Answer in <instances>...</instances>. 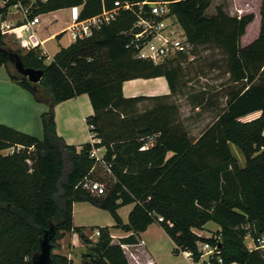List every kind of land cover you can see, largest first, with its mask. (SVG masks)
<instances>
[{
  "label": "trees",
  "instance_id": "16d2710c",
  "mask_svg": "<svg viewBox=\"0 0 264 264\" xmlns=\"http://www.w3.org/2000/svg\"><path fill=\"white\" fill-rule=\"evenodd\" d=\"M17 1L29 6L28 17L80 6L79 18L84 19L112 7V0H4L0 14ZM127 1L134 3L133 11L120 9L110 23L90 36L60 47L48 63L37 47L13 49L0 34V66L6 67L12 82L36 101L42 97L47 106L40 114L41 139L0 123V264H31L39 237L50 225L55 229L52 249L65 232L77 233L86 248L80 264H129L122 245L137 242L136 236L151 223H157L174 242L173 253L187 251L194 261L202 254L197 242H206L215 249L205 264H264L257 250L246 247L243 228L249 224L254 237L264 233L263 7L258 35L241 46L253 13L231 16L216 6L214 13L206 15L212 0H168L169 11L184 30L192 52L201 45L220 49L229 80L240 83L229 88L224 109L194 141L181 126L176 105L164 102L176 90L180 66L172 62L186 56L158 64L135 58L126 46L125 32L137 17L136 3L144 0ZM10 52H16L25 67L43 70L37 84L8 68L13 66ZM157 76L165 78L170 94L123 95L125 81ZM81 94L87 95L93 110L86 120L94 125L100 140L94 146L104 147L105 166L115 176L102 197L77 186L95 163L89 156L90 143L78 150L65 143L55 128V105ZM141 101L153 104L140 111ZM253 112L259 115L244 119ZM149 137L151 144L140 149ZM16 144L24 149L1 153ZM231 145L241 153L243 167ZM82 201L108 211L112 227L131 232L129 236L112 243L108 226H92L90 230L99 229L92 242L83 227L72 222V204ZM127 204L132 208L123 222L118 209ZM208 221L220 227V241L194 231ZM50 257V264H71L64 255L51 253Z\"/></svg>",
  "mask_w": 264,
  "mask_h": 264
},
{
  "label": "rangeland",
  "instance_id": "374dc122",
  "mask_svg": "<svg viewBox=\"0 0 264 264\" xmlns=\"http://www.w3.org/2000/svg\"><path fill=\"white\" fill-rule=\"evenodd\" d=\"M1 1V0H0ZM220 6L228 15L241 16L247 13H253V20L246 26L245 34L240 38V45L244 46L251 42L259 32L260 27V12L262 0H212L209 7L206 9V15L215 12V7ZM10 10H12L10 8ZM70 13L68 8H62L47 13L40 14V25L44 29L42 36H46L54 31L62 33L57 40L47 42L49 48V55H52L59 45H67L71 42L69 36L63 31V28L70 22ZM23 18L22 15L9 13L6 20H16ZM259 21V22H258ZM259 26V27H258ZM5 41L9 45L16 46L14 39L5 36ZM224 54L216 47H207V45L198 46L192 56L175 60L172 65H179L176 90L164 102H172L176 105L179 114V121L185 133L192 139L196 140L200 134L215 120L216 115L220 113L225 107L227 100L226 94L230 87L239 86L240 83H235L229 80V75L225 72L223 64ZM8 68L14 71V67L10 64ZM7 72L5 66H0V81ZM168 90L167 83L164 77H156L150 79H131L123 84L124 96H133L138 94H162ZM153 101H141L139 109L144 110L152 106ZM84 125V123L82 122ZM85 132L86 128L84 125ZM147 146L151 144L150 137L146 139ZM231 151L240 167L244 166V159L241 153L234 146L231 145ZM4 153V152H3ZM101 153V152H100ZM171 152L167 153V156ZM89 177L101 181L104 184V193L94 196H105L113 182L115 176L110 169L105 165L95 162L88 173ZM109 180H111L109 182ZM129 205L123 206L119 209V213L126 218V210H129ZM75 224L88 226L87 234L94 235V230L90 227L99 224L109 225L113 223L110 213L106 210H101L86 202H78L74 207ZM244 242L248 249L253 248L252 230L249 224L244 227ZM220 227L217 223L208 221L201 228L194 229V231L201 237L210 238L214 241H220L219 233ZM264 234V233H263ZM143 235H166L156 224L149 226ZM92 242L96 241V237L92 236ZM81 242V241H80ZM206 242H197L199 251L206 252V249L200 246ZM83 244V243H82ZM125 249V248H124ZM85 245H79L75 242L71 233L65 232L64 235L58 238L55 242V247L51 250L53 254L64 255L71 264H80L82 254L85 252ZM126 250V249H125ZM128 252V251H127ZM167 259V257H164ZM208 255L202 256L196 261V264H205Z\"/></svg>",
  "mask_w": 264,
  "mask_h": 264
},
{
  "label": "built area",
  "instance_id": "2783aa9c",
  "mask_svg": "<svg viewBox=\"0 0 264 264\" xmlns=\"http://www.w3.org/2000/svg\"><path fill=\"white\" fill-rule=\"evenodd\" d=\"M168 0H144L140 3H136V19L133 22L131 28L125 32L128 36L126 46L131 49L133 56L138 59H144L158 64L166 59L175 58L180 54L185 56H192V45L187 40L184 30L177 21L176 17L169 11ZM4 4V0L0 1V7ZM146 6V8L144 7ZM134 3L127 0H112V7L109 9L102 8L101 12L87 17L84 19L79 18L80 6L68 7L70 13V22L64 27V32L67 33L70 40L73 42L76 39H82L90 36L94 31L100 29L102 26L110 23L120 9H127L133 11ZM262 7L264 9V0H262ZM21 12L24 23L18 27H13L12 24L6 20L7 12L0 14V34L7 36L8 33L14 28H23L26 36L18 40V44L22 50L27 51L38 46V41L35 37L36 27L40 23L39 14L28 17L30 8L28 5H22L20 1L12 4L9 9ZM39 56L43 57L44 62L48 63L52 60V56L44 49L39 50ZM86 129L88 133L89 143L91 149L89 156L95 159V162L105 165L103 155L104 147H95L94 144L100 140L94 131V125L87 122ZM261 135L264 137V123L261 128ZM147 145L140 147L145 149ZM24 149L21 145H12L1 151L3 154H11L13 152H19ZM32 147H29L30 151ZM79 150V149H78ZM101 152V153H100ZM28 164H31L30 158L26 159ZM77 186L85 191L94 194L101 195L104 193V184L96 179H92L89 175L84 176ZM158 220L162 218L157 217ZM96 238L99 236V229L94 230ZM253 249L257 250L264 261V234H260L252 238ZM200 248L206 249L205 253L201 256L213 253L215 247L208 243H203ZM190 254V253H189Z\"/></svg>",
  "mask_w": 264,
  "mask_h": 264
},
{
  "label": "crops",
  "instance_id": "0c3cea01",
  "mask_svg": "<svg viewBox=\"0 0 264 264\" xmlns=\"http://www.w3.org/2000/svg\"><path fill=\"white\" fill-rule=\"evenodd\" d=\"M9 13L22 15L21 12L8 9L7 15ZM8 22L12 24L13 27H18L19 25H22L19 23H24V19L18 18L14 21L8 20ZM40 23L35 30V37L36 40L38 41L37 44L38 46L36 47L39 50L41 48H44L47 52H49L48 50L49 48L46 45L47 42L51 40H57L59 42L58 39L60 38V36L58 38L55 37L57 34H59L57 31H54L46 36H42V34L44 33V29L40 25ZM244 34L241 36V39L244 36ZM8 36L12 37L14 39V42L16 43V46L11 44L9 46L13 49L22 50V48L18 44V40L21 37L24 38L26 36L24 29L14 28L8 33ZM67 45H63V46H67ZM60 47L62 46L59 45V48H56V50L53 52L51 56H53L60 49ZM157 77H163V76H157ZM135 79H139V78H135ZM38 90L39 93L42 95V91L40 89ZM168 94H170L169 87L168 90L162 94H138L133 96H141V95L161 96ZM133 96H125V97H133ZM46 109L47 106L45 104V101L42 99V97L40 101H36L33 95L29 91L25 90L15 82H12L8 76V73L7 74L4 73V77H2V80L0 81V123L41 139L43 136V131L40 120V114ZM92 114H93V110L89 98L87 97L86 94H81L76 97L57 103L54 107V120H55V128L57 134L63 138L65 143L76 145L77 149H79L82 144L89 141L88 133H86L84 129V125L86 128L84 119ZM258 115L259 112H253L245 116L244 119L249 120L254 117H257ZM82 122L84 123V125L82 124ZM76 203L78 202H74L72 204L73 225L83 227V232L91 239L93 238L92 236H95V234L92 236L87 234L88 226L75 224L74 207L76 206ZM127 205H129L130 207L129 210H130L132 208V204H127ZM121 207H119V209ZM119 209H118V214L121 217V220L123 222H126L129 210L128 211L126 210V218H123V216L119 213ZM113 224L114 221L109 225H104V224L98 225V227H104V226L109 227V232L112 237L111 240L112 243H117L119 239L126 238L131 233V232L123 231L118 228H114L112 227ZM153 224L159 226L157 223H151L147 226V228ZM146 229L143 232H141L140 235L137 236L135 235L137 242L126 243L122 245V248L126 249V250L124 249V252L129 264H196V261L192 259V256L187 251H178V253H173L175 244L171 240V238L164 232L162 228L161 230L166 235H143ZM68 233H71L72 237L75 239V242L77 244L83 246L76 232L71 231ZM164 257H167V259H165Z\"/></svg>",
  "mask_w": 264,
  "mask_h": 264
},
{
  "label": "water",
  "instance_id": "95a60500",
  "mask_svg": "<svg viewBox=\"0 0 264 264\" xmlns=\"http://www.w3.org/2000/svg\"><path fill=\"white\" fill-rule=\"evenodd\" d=\"M9 61L13 64L16 72L26 77L29 82L33 84H37L39 82L43 74L42 69L25 67L21 61L20 56L16 52L9 53ZM36 91L39 93V90L37 88ZM54 231V225H50L49 228L46 229L39 237V249L31 255V264H50V254L52 249L50 238L53 236Z\"/></svg>",
  "mask_w": 264,
  "mask_h": 264
}]
</instances>
